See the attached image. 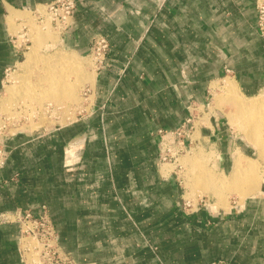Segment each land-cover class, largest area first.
<instances>
[{
    "label": "crops",
    "instance_id": "0c3cea01",
    "mask_svg": "<svg viewBox=\"0 0 264 264\" xmlns=\"http://www.w3.org/2000/svg\"><path fill=\"white\" fill-rule=\"evenodd\" d=\"M52 1L0 0V92L21 63L12 42L28 30L20 14L40 23ZM255 1L76 0L61 40L48 43L88 55L103 34L106 64L87 83L84 113L0 138V264H24L14 213L42 204L76 264H264L258 194L228 209L185 206L173 165L158 157L161 137L176 142L169 132L188 115L208 114L213 83L229 80L245 97L264 89ZM215 109L209 124L194 125L203 141L229 135Z\"/></svg>",
    "mask_w": 264,
    "mask_h": 264
},
{
    "label": "rangeland",
    "instance_id": "374dc122",
    "mask_svg": "<svg viewBox=\"0 0 264 264\" xmlns=\"http://www.w3.org/2000/svg\"><path fill=\"white\" fill-rule=\"evenodd\" d=\"M40 13L43 17V20L40 23H37L35 21L36 18L30 16V14H20L21 17H26L28 20L26 22L28 25L27 34L29 36V42L27 45L29 46L31 43L32 45L29 46V48L24 49L25 54L20 60L21 63H18L16 67H13L8 71L3 89L0 92V110L9 111L12 107L18 105V103L23 104L25 107V113L22 115V124L17 130H43L57 124H65L68 121L75 119L76 115H81L88 109L87 98H85L86 95H83V91L89 82L85 79L83 80V78H80L81 81L79 82L78 75L83 77L84 75L87 76L90 74V80L92 82V74L94 73L92 59L89 54L79 55L62 44H49L48 40H61L60 33L62 30L56 29L52 26L50 18L47 15L46 6L41 8ZM29 51H32L34 59L32 63L29 62V59L27 60ZM59 54L70 56L73 63L78 67H75L74 72L76 73H70L66 78L67 80L65 79L66 82L72 81L74 84L73 92H75V94L73 100L66 97V99L60 97L59 100H54L55 98L52 96L58 97L60 95L57 90L58 88L53 87V85H51V87L48 85L49 83L46 84L48 80L44 76L48 74L45 65L51 67V65L56 62L55 59ZM36 57H38L41 62H39ZM49 60H51V62H49ZM50 63L52 64L50 65ZM55 77L56 75L53 79ZM26 84H31V86L28 85L26 87ZM217 85L220 84L217 83ZM7 88H10V91H13L11 96L10 93L7 92ZM63 89L64 88L60 86L59 90L63 92ZM50 92L51 94L49 95ZM221 95L219 96L217 92L209 95V98L205 103V111H208V114H203L201 119H198L195 122V126H198L199 123L209 124L208 115L209 113L214 112V107H217L218 109H215V115H217L218 120H221L228 130L229 135L227 140L207 141L205 139V141H203L201 139V134L199 133V128H197L192 134L190 148L179 154L176 161L167 162L174 167V175L185 193L184 197L188 199L190 203L195 205L198 204V206L214 208L215 210L223 208L228 209L231 205H235V203H241L251 196H257L256 194H246L243 196L240 190L227 188V186L222 188L219 195L214 194L212 188L203 190V185L201 184L202 181L197 178L201 166H205L207 169L209 168V170L213 171L217 180L223 175L228 177L234 167V161L238 152L254 157H256L257 154L256 148L249 143L245 136L238 131V127L231 122V115L233 116L235 111L237 112L236 105L233 101L229 100V98L221 97ZM3 98H6L7 100ZM248 98L249 97H245V99L250 101H264V89L257 99ZM78 103L80 104V107L74 110V107L77 106ZM200 109L203 108L201 107ZM14 132L15 131H12V133ZM258 196L263 203L262 208L264 217V182L262 185V192L258 193Z\"/></svg>",
    "mask_w": 264,
    "mask_h": 264
},
{
    "label": "built area",
    "instance_id": "2783aa9c",
    "mask_svg": "<svg viewBox=\"0 0 264 264\" xmlns=\"http://www.w3.org/2000/svg\"><path fill=\"white\" fill-rule=\"evenodd\" d=\"M256 21L254 29L256 33L264 37V0L255 1ZM77 9L76 0H54L46 6L47 15L54 28L65 30L71 23ZM38 20H43L39 15ZM20 54L24 55V49L28 48L29 36L27 31H22L15 36L13 41ZM17 45V46H16ZM109 50V41L103 34H97L91 42L89 55L93 67L100 70L105 67V59ZM9 71V70H8ZM6 72V74L8 73ZM90 87L87 85L83 91L88 98ZM49 107V106H48ZM25 113L23 104L18 103L9 111L0 110V138L12 134L22 124V115ZM195 117H188L169 133L176 139L172 142L161 137L158 144V157L160 162H174L179 154L187 151L192 143V134L195 130ZM160 134L163 132L159 130ZM8 153L5 145L0 139V168L4 167ZM67 166L71 162L66 163ZM185 206H190L189 200H183ZM15 221L20 225V239L22 241V253H24V264H76L72 257L63 252L57 245V232L48 214L46 205L42 204L36 210L18 209L14 213ZM5 219H8L5 217Z\"/></svg>",
    "mask_w": 264,
    "mask_h": 264
},
{
    "label": "bare ground",
    "instance_id": "6f19581e",
    "mask_svg": "<svg viewBox=\"0 0 264 264\" xmlns=\"http://www.w3.org/2000/svg\"><path fill=\"white\" fill-rule=\"evenodd\" d=\"M36 58L39 61L38 57ZM28 59H29V62L31 63L34 61L33 56H32V51L28 52L27 60ZM55 60H56V62H54L55 64L50 63V65L52 64L51 67L53 68L49 67L48 65H45V67L47 68V74H48L44 76L48 80L46 84L49 83L48 85L50 86L53 85V87L58 88L57 90L60 95L58 97L52 96L55 98V99L53 98L54 100L56 99L59 100L60 97H62V99L69 98L73 100L74 94H75V92H73L74 84L72 81L66 82L67 80L66 78L67 76H69L70 73H76L74 71L77 65L73 63L70 56H65L62 54H59V56ZM49 62H51V60H49ZM51 74H52V77H51ZM55 75L56 77L53 79ZM80 78H83V80L84 79L87 80V82H91L90 74L87 76L84 75L83 77L78 75L79 82L81 81ZM28 85L31 86V84H26V87ZM60 86L64 88L63 92L59 90ZM212 87H213V93L217 92L219 96L223 94L221 95V97H227L229 98V100L234 102V104L236 105L235 107H237V112L235 111V114L233 116L231 115L230 117L231 122L234 123L235 126L238 127V131H240L245 136V138L249 141V143L252 144L256 148L257 154H256V157H254V156H248L241 152H238L235 158V161H234V167L232 171L230 172V174L228 175V177L223 175L222 177H220L219 180H217L215 178L216 176H214L213 174V171L209 170V168L207 169L205 166L204 167L201 166V169L199 170L197 178L200 181H202L201 184L203 185L202 186L203 190L212 188L214 194L219 195L220 192L222 191V188L226 186L227 188L240 190L243 196H245L246 194L247 195L258 194L262 192V185L264 182V104H263L264 101L261 100L262 101L261 102L259 100H252L254 101L252 102L250 100L245 99V96L239 91L238 87L229 80H227L226 83L222 85H217V83H213L211 88ZM7 92L10 93V96L13 93V91H10V88H7ZM50 94L51 92L49 93V95ZM258 97L259 95L254 96V97H249L248 99H257ZM3 99H6V98H3Z\"/></svg>",
    "mask_w": 264,
    "mask_h": 264
}]
</instances>
